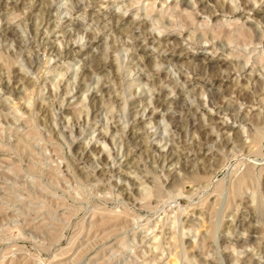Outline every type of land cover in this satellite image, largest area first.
Listing matches in <instances>:
<instances>
[{"label":"rangeland","instance_id":"1","mask_svg":"<svg viewBox=\"0 0 264 264\" xmlns=\"http://www.w3.org/2000/svg\"><path fill=\"white\" fill-rule=\"evenodd\" d=\"M207 1L0 0V264H264V0Z\"/></svg>","mask_w":264,"mask_h":264},{"label":"bare ground","instance_id":"2","mask_svg":"<svg viewBox=\"0 0 264 264\" xmlns=\"http://www.w3.org/2000/svg\"><path fill=\"white\" fill-rule=\"evenodd\" d=\"M43 1H44V0H42V2H43ZM139 1H141V0H139ZM168 1H169V0H168ZM200 1H201V2H200ZM210 1H211V0H210ZM231 1L233 2V4H235V2H236L237 0H231ZM16 2H17V1H16ZM38 2H39V1H38ZM199 2H200V3H198V2L196 3V2H195L194 4H195V5H199V8H200L199 12L202 13V15L205 14V16H206V12H207L208 10H207V7H206L207 5L205 6L204 4H206V3L210 4L211 2L209 3V1H207V0H199ZM237 2H238V1H237ZM254 2H255V1H254ZM153 3H154V2H153ZM166 3H167V1L164 2L163 6H164ZM219 3H220L221 6L223 7V8L221 7V8H222V9L220 10V12H221L222 10H224V6H223V4L225 3V0H220ZM238 3H239V2H238ZM255 3H258V2L256 1ZM255 3H254V4H255ZM41 4H43V3H41ZM194 4H192V5H194ZM220 4H218V2H217V4L214 6V8L211 6L213 9H211V10L209 9L208 14H210V16H211V15H214V14H216L217 12H219L218 9L220 8ZM240 4H241V6H242V9H243V8H247L248 10H249V8H253V6H254L253 3H251V2H249V1H247V0H240ZM240 4H239V6H240ZM192 5L189 4V3L184 2L182 5H180V6H181V7H180V8H181V11H184L186 14H190V12H192V9H193V6H192ZM13 6H16V5H13ZM44 6H45V5H44ZM155 6H156V5H154V6L152 7V9H154ZM233 6H234V5H233ZM241 6H240V7H241ZM243 6H245V7H243ZM45 7H46V6H45ZM205 7H206V12L204 11V8H205ZM14 8H15V7H14ZM128 8H129V7H128ZM216 8H217V9H216ZM225 8H226V7H225ZM15 9H16V8H15ZM43 9H44V8H43ZM240 9H241V8H239V7L232 8V9H229V8H228V10H229L230 12H232V13H233L235 10H240ZM247 9H246V10H247ZM46 10H47V9H46ZM78 10H79V9H78ZM226 10H227V8H226ZM226 10H225V11H226ZM229 11H228V12H229ZM197 12H198V10H197ZM186 16H187V15H186ZM186 16H185V17H186ZM210 16H209V17H210ZM206 17H207V16H206ZM112 19H113V18H112ZM118 20H119V19H118ZM42 25H43V24H42ZM250 30H251V29H250ZM192 32H193V31H192ZM248 32H250V31H248ZM248 32H247L246 30H244V31L241 33V35L239 34V38L243 39V41H242L243 43L247 44V43H251L253 40H257L258 42L261 40L260 37L257 38V37H258L257 34H256L257 36L253 39V38L251 37V33H250V36H249V35H248ZM9 33H10V32H8L7 34H9ZM38 35H39V34H38ZM212 35H213V36H212ZM212 35H211V37H212L211 40H212V39H213L212 41L216 40V39H217V36L214 35V34H212ZM150 37H151V36H150ZM150 37H149V38H150ZM230 37H231V35H230ZM250 37H251V38H250ZM45 39H46V38H45ZM152 39H153V38H152ZM145 40H146V39H145ZM154 41H155V40H154ZM217 42H218V41H217ZM40 43H41V44H40ZM40 43H39V44H40V47H41L42 49H43V48H44V49H48V48H45V47L49 44L46 40H43V41L40 42ZM222 44H223V43H222ZM231 44H232V43H227L225 46L227 47V45H231ZM219 45H220V44H219ZM219 45H217V46H219ZM263 45H264V44H263ZM222 46H224V45H221V47H222ZM242 46H243V47H244V46L247 47V45H242ZM52 47H54V46H52ZM69 48H70V47H69ZM69 48H68V49H69ZM224 48H225V47H224ZM53 49H54V48H53ZM66 49H67V48H66ZM70 49H71V48H70ZM72 49H73V48H72ZM72 49H71V51H72ZM222 49H223V48H222ZM222 49H221V51H222ZM33 50H34V49H33ZM57 50H58V48H57ZM173 50H174V49H173ZM217 50H218V49H217ZM55 51H56V50H55ZM55 51H54V52H55ZM171 51H172V48H171ZM226 51H227V50H226ZM76 52H78V50H76ZM76 52H75V53H76ZM52 53H53V52H52ZM57 53H58V52H57ZM78 54H79V53H78ZM95 61H96V63H97V64H95V65H97V66H94V67H95V69H97L96 67H98V61H97L96 59H95ZM95 61H93V62H95ZM247 61H248V59H247ZM31 62H32V61H31ZM31 62H30V63H31ZM93 62H92V64H93ZM245 63H247V62H245ZM248 63H249V61H248ZM92 66H93V65H92ZM100 66H101V65H99V67H100ZM83 68H84V67H83ZM83 68H82V69H83ZM102 68H103V67H102ZM239 68H241V66H240ZM245 68H246V65H242V69H239L240 72H243L244 74L247 73V70H245ZM31 69H32V68H31ZM84 69H86V68H84ZM87 69H89V68H87ZM89 70H90V69H89ZM97 70H98V69H97ZM82 71H83V70H82ZM91 71H92V70H91ZM89 72H90V71H89ZM89 72H88V73H89ZM98 72H99V71H98ZM82 73H83V72H82ZM84 73H87V71H85ZM84 73H83V75H84ZM19 76H21V75H19ZM85 76L87 77L88 75L85 74ZM82 77H83V76H82ZM86 77H85V78H86ZM257 82H258V81H257ZM105 93H106V92H105ZM204 94H205V92H204ZM259 94H260V93H259ZM211 95H212V94H211ZM214 96H215V95H212V97H214ZM240 96H242V97L244 98L245 93H243V95L241 94ZM248 96H249V95L247 94L245 97L248 98ZM92 97H93V96H92ZM212 97H211V98H212ZM242 97H241V98H242ZM156 98H157V96H156ZM158 98H159V97H158ZM93 99H94V98H92L91 100H93ZM95 100H96V98H95ZM157 100H158V99H157ZM100 101H101V100H100ZM135 101H138V100H135ZM160 101H161V100H160ZM164 101H165V100H164ZM158 102H159V100H158ZM158 102L155 101V103H157V104L159 105L161 102H160V103H158ZM163 103H164V102H163ZM158 105H157V106H158ZM164 105H165V104H164ZM155 106H156V105H154V107H155ZM160 106H161V104H160ZM215 106H216V105H215ZM147 108H148V107H147ZM152 108H153V107H152ZM152 108H151V109H152ZM222 108H223V107H222ZM154 109H155V108H154ZM216 109L219 110L220 108L217 107ZM145 110H146V109H145ZM155 110H157V108H156ZM222 110H223V109H222ZM137 111H138V110H137ZM140 111H141V110H140ZM140 111H138V113H139ZM150 111H151V110H150ZM150 111H149V112H150ZM152 111H153V110H152ZM220 112H221V111L219 110L218 113H220ZM141 113H142V112H141ZM144 113H146V112H143L142 117H140L139 119L136 118V120H135L136 123H139V124L142 123L141 121L144 120V117H143V116L147 117L146 115H144ZM150 113L155 114L156 112H155V113H154V112H150ZM150 113H149V114H150ZM146 114H147V113H146ZM150 115H151V114H150ZM137 116H138V115H137ZM138 117H139V116H138ZM148 117H149V115H148ZM117 119H118V118H117ZM145 120H146V119H145ZM143 122H144V121H143ZM145 122H146V121H145ZM263 124H264V121H263ZM132 125H133V124H132ZM142 125H143V124H142ZM110 127H111V126H110ZM140 127H142V126H140ZM119 128H121V127H119ZM131 128H132V127H131ZM134 128H137V127L134 126ZM138 128H139V127H138ZM195 128H196V127H195ZM108 129H109V128H108ZM141 129H142V128H141ZM141 129H140V130H141ZM109 130H110V129H109ZM117 130H118V129H117ZM134 130H135V129H134ZM134 130H133V131H134ZM224 130H225V129H224ZM135 131H136V132H131V131H130V132H131V137H130L131 139H133V138H137V136L139 135V134H138L139 132H137V130H135ZM142 131H143V130H142ZM222 131H223V130H222ZM115 132H116V131H115ZM117 132H118V131H117ZM127 133H128V132H127ZM127 135H128V134H127ZM131 139H130V140H131ZM140 139H141V138H140ZM210 139H211V138H210ZM228 139H229V138H228ZM102 140H103V139H102ZM225 140L227 141V139H225ZM235 140H236V138H235ZM137 141H138V139H137ZM137 141L135 140L134 142H137ZM207 141H208V140H207ZM224 142H225V141H224ZM180 143H181V142H180ZM205 143H206V142H205ZM228 143H229V142H225V144H228ZM131 144H133V143H131ZM135 144H137V143H135ZM139 144H140V143H139ZM206 144H207V143H206ZM229 144H230V143H229ZM173 145H174V144H173ZM136 146H137V145H136ZM138 146H139V145H138ZM201 146H202V145H201ZM152 148H153V147H152ZM156 148H157V147H156ZM201 148H202V147H201ZM204 148H205V147H204ZM154 149H155V148H154ZM200 151H201V150H200ZM216 166H217V165H216Z\"/></svg>","mask_w":264,"mask_h":264}]
</instances>
